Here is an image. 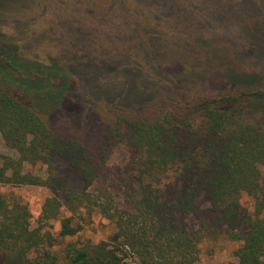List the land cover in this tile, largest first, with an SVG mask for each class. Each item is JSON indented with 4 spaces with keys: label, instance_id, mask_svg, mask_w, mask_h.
Wrapping results in <instances>:
<instances>
[{
    "label": "trees",
    "instance_id": "trees-1",
    "mask_svg": "<svg viewBox=\"0 0 264 264\" xmlns=\"http://www.w3.org/2000/svg\"><path fill=\"white\" fill-rule=\"evenodd\" d=\"M76 1L84 12L69 26L66 15L60 19L61 57H31L0 40V134L19 154L1 155L0 184L52 193L33 226L27 203L0 192V264H132L131 257L195 264L202 230L220 226L242 242L233 264H264V125L251 116L254 110L264 117V77L192 93L180 84L184 62L179 69L169 63L197 53L195 25L202 20L185 16L188 7L217 9L212 19L222 15L216 2ZM187 26L192 34L183 38ZM95 213L114 223L109 239L58 247L55 221L66 238Z\"/></svg>",
    "mask_w": 264,
    "mask_h": 264
},
{
    "label": "rangeland",
    "instance_id": "rangeland-1",
    "mask_svg": "<svg viewBox=\"0 0 264 264\" xmlns=\"http://www.w3.org/2000/svg\"><path fill=\"white\" fill-rule=\"evenodd\" d=\"M214 1L222 15L218 14L212 19L207 16L219 12L217 9L203 10L197 5L196 8L188 7L189 12H185V16L202 20L195 25L198 29L195 37H201L195 41L197 53L193 57L171 58L169 62L178 69V65L184 62L181 65L183 72L168 69L167 74H174L173 71L181 74L180 84L188 92L209 94L236 89L256 83L264 77V57L259 55L264 50V0ZM115 3L116 0H111V5ZM81 12H84V5L76 0H0V26H3L0 28V40L9 39L17 43L19 51L31 57L47 61L59 58L64 52L60 42L63 33L59 25L60 19L63 20L66 15L68 23H65L69 26L71 16ZM161 19L166 25L169 24L166 17ZM179 33L183 38L192 34L190 26L180 28ZM251 46L256 47L257 51ZM172 80L173 77L166 78L168 83ZM251 113L259 124L264 125V117L259 112L252 110ZM1 155L19 158L18 152L8 147L0 134V160ZM119 157L116 154L113 158L114 170ZM25 169L39 174L45 173L40 165H26ZM61 169L70 183L74 186L80 185L78 175L71 167L62 164ZM0 192L13 193L27 203L33 226L39 225L43 204L52 195L47 187L38 185L0 184ZM245 204L251 207L252 202L246 198ZM199 215L195 213L190 217L191 225L195 229L199 227ZM60 228L59 221H55L52 232L58 238V247H64L71 242L77 245L96 243L109 239L116 230L114 223L99 213H95L92 220L76 236L62 238L59 235ZM202 233L204 239L200 244L199 260L195 264H233L238 261L236 251L242 242L233 238L227 228L220 226L216 231L202 230ZM131 261L132 264H139L136 258L131 257Z\"/></svg>",
    "mask_w": 264,
    "mask_h": 264
}]
</instances>
